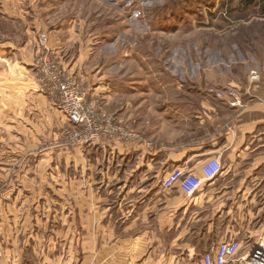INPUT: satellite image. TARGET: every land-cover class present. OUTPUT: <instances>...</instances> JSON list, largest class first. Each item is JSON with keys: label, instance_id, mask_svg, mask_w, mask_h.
<instances>
[{"label": "crops", "instance_id": "obj_1", "mask_svg": "<svg viewBox=\"0 0 264 264\" xmlns=\"http://www.w3.org/2000/svg\"><path fill=\"white\" fill-rule=\"evenodd\" d=\"M254 40L261 59L245 79L240 70L209 86L165 76L164 96L134 101L139 140L72 149L64 165L62 115L38 91L30 50H0V264H198L224 241L256 238L264 39ZM214 158L223 172L194 196L162 186L176 169L200 176Z\"/></svg>", "mask_w": 264, "mask_h": 264}, {"label": "rangeland", "instance_id": "obj_2", "mask_svg": "<svg viewBox=\"0 0 264 264\" xmlns=\"http://www.w3.org/2000/svg\"><path fill=\"white\" fill-rule=\"evenodd\" d=\"M254 38L264 39V18L258 7L244 9L240 0H0V50L13 55L27 47L37 69L51 57L87 87L97 112L132 133L134 101L164 96L165 76L209 86L240 70L245 79V65L261 59ZM124 104L131 111L124 113L131 117L127 122L117 112ZM61 115L64 165L69 151H85L92 143L74 142L72 133L81 128ZM254 228L256 238L239 241L242 253L264 235L263 215Z\"/></svg>", "mask_w": 264, "mask_h": 264}, {"label": "built area", "instance_id": "obj_3", "mask_svg": "<svg viewBox=\"0 0 264 264\" xmlns=\"http://www.w3.org/2000/svg\"><path fill=\"white\" fill-rule=\"evenodd\" d=\"M41 45H47L45 35L41 38ZM38 70L39 93L49 97L57 111L65 115L73 125L81 128L80 131L72 133L74 142L94 144L116 137L130 142L140 139L137 133L120 129L114 117L97 112L98 101L90 97L87 87H83L74 75L60 68L51 57H44L38 62ZM228 94L232 98L233 107L242 105L235 91L229 90ZM216 95L220 99L225 97L224 93ZM222 172L220 159L214 158L201 167L200 176L176 169L165 178L162 186L166 189L178 186L186 195L194 196L204 183L215 180ZM263 236L260 237V242L258 240V243L244 253L241 252L242 245L238 240L224 241L214 251L206 253L201 264H264Z\"/></svg>", "mask_w": 264, "mask_h": 264}, {"label": "trees", "instance_id": "obj_4", "mask_svg": "<svg viewBox=\"0 0 264 264\" xmlns=\"http://www.w3.org/2000/svg\"><path fill=\"white\" fill-rule=\"evenodd\" d=\"M240 5L244 9L258 7L260 16L264 18V0H240Z\"/></svg>", "mask_w": 264, "mask_h": 264}]
</instances>
